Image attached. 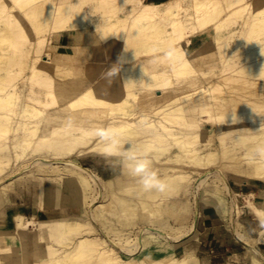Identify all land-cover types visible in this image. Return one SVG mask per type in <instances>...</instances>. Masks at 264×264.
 I'll return each instance as SVG.
<instances>
[{
  "label": "bare ground",
  "instance_id": "obj_1",
  "mask_svg": "<svg viewBox=\"0 0 264 264\" xmlns=\"http://www.w3.org/2000/svg\"><path fill=\"white\" fill-rule=\"evenodd\" d=\"M63 33L77 53L54 60L51 39ZM195 38L202 44L189 51ZM169 47L174 62L152 51ZM121 56L110 82L103 73ZM262 68L264 0H0V206L16 209L10 202L22 195L58 214L0 211V264H199L157 243H182L193 224L134 229L139 207L154 222L157 201L193 180L195 198L216 181L222 214L227 202L234 215L244 206L264 217L255 191H233L225 175L264 181V160L249 159L264 142ZM96 127L123 130L122 149L150 159L168 190L144 192L119 157L102 154ZM88 157L112 178L83 165ZM22 178L30 180L23 192L12 183ZM232 226L251 264H264V229L249 239Z\"/></svg>",
  "mask_w": 264,
  "mask_h": 264
},
{
  "label": "rangeland",
  "instance_id": "obj_2",
  "mask_svg": "<svg viewBox=\"0 0 264 264\" xmlns=\"http://www.w3.org/2000/svg\"><path fill=\"white\" fill-rule=\"evenodd\" d=\"M28 39L23 40V44L27 45ZM232 44V42H230ZM51 44L53 45L49 51L51 52L52 56L54 57V60H57L59 55L65 54V53H71L75 54L77 53L76 48H73L75 44L71 43L70 45L62 46L58 45L56 41L51 39ZM202 44V40L200 38H195L193 40V44L188 47L189 51H192L194 48L199 47ZM231 44L228 45V48L231 47ZM146 47V44L142 46V49ZM218 48L214 47V51L218 52ZM148 53H143V56H147ZM217 56V53L215 54ZM19 67L18 65H15L14 68L17 69ZM219 69V68H218ZM9 134V133H7ZM83 165L89 167L93 171L97 172L100 174L103 178L108 179L112 178V176L106 175V165L103 163H97L93 157H88L85 161L82 162ZM154 165H152L153 167ZM50 175V176H49ZM47 177L48 178H53L57 180L58 178V173H50ZM227 181L229 185L232 187L233 190H237L238 183H242V179L237 177L236 175L232 174L231 172H225ZM30 180L28 178H22V179H16L13 180L12 183L13 185L18 189L23 192L24 190V183H28ZM216 181L211 178L208 181L204 182L202 186L198 190V196L197 198L194 197L195 193V185L196 181H191L190 183L187 184L185 188H179L178 191H174L170 193V195L162 197L157 201L158 207L160 208L156 214L155 218H153L155 221L151 222L149 221L143 212V209L139 207V210L137 212V218L136 221H138L137 226L134 228L140 229L143 226H155L159 228H163L166 230H173L176 229L177 227H182L183 229L188 228L191 224L194 225L195 231L193 233H190L187 237H185L181 242H186L187 240L191 239L194 237V234L196 232L197 228V236L194 239H191L187 241L184 245L188 247L191 250L196 249L197 245L200 243L201 240V229L198 226L197 219H198V210L206 204H214L213 201L218 200L220 197H218V194L215 193L212 188L213 186H216ZM219 187V185L217 186ZM255 193H256V202L259 206L264 208V182L261 181L260 187L259 188H254ZM152 204H156V201L151 202ZM227 203V202H226ZM10 204H13L16 206V209H8L6 207V203L2 204L0 206V211L2 213H7V216L13 217L16 213H23L26 216L30 217L33 216L34 214L36 215L37 219H47L51 218L54 216H58V214H51L48 211H42V210H36L35 207V201H30L27 202L24 200L22 195H18L16 198H14ZM180 204L185 206V210L182 212V215L176 212L175 210H172L176 208V206ZM227 214H221L222 219L226 223V226L230 231H232V234L235 236L237 239V243H234V240L226 239L225 245L224 246H233L237 248V253L235 258L229 260L228 264H235V263H240L242 260H249L252 256V250L249 247L248 244L244 243V240L240 239L239 236L235 233L233 229V222L236 223V226L238 229L246 235L247 238L249 239H256L259 237V232H260V227L258 224V219L256 216L246 207H242L241 210L234 215L233 210L231 209V204L227 203ZM228 218V219H227ZM234 218V219H233ZM152 219V220H153ZM1 222V221H0ZM230 222V223H229ZM231 224V225H230ZM157 243L162 244V245H169V244H174L173 241L171 240H165L157 237ZM227 253V251H226ZM200 254H202L200 252Z\"/></svg>",
  "mask_w": 264,
  "mask_h": 264
},
{
  "label": "clouds",
  "instance_id": "obj_3",
  "mask_svg": "<svg viewBox=\"0 0 264 264\" xmlns=\"http://www.w3.org/2000/svg\"><path fill=\"white\" fill-rule=\"evenodd\" d=\"M154 53L162 52L163 57L169 62H174L177 58V52L175 48L167 49H152ZM124 63L123 56L118 57L117 62L113 64L108 70L103 73L104 78L111 81L116 80L120 76L122 66ZM261 73H264V68L261 69ZM260 73V74H261ZM232 120L237 122V117L234 114ZM73 121L69 118L66 122V126L71 128ZM264 131V124L261 125L259 132ZM91 135L97 139L101 145L102 154L106 157H119L120 163L123 169L137 178L138 184L141 186L144 192L155 191L158 193H165L169 185L167 181L162 178L156 170L152 168V161L146 156L137 155L131 147L128 149H122V138L124 131L114 127H96L91 131ZM249 159L264 160V142H258L254 145L249 155ZM260 229H264V217L258 219ZM257 255L260 253L257 251Z\"/></svg>",
  "mask_w": 264,
  "mask_h": 264
},
{
  "label": "crops",
  "instance_id": "obj_4",
  "mask_svg": "<svg viewBox=\"0 0 264 264\" xmlns=\"http://www.w3.org/2000/svg\"><path fill=\"white\" fill-rule=\"evenodd\" d=\"M54 40L58 45L66 46L73 43L74 36L70 33H63L55 37ZM261 181L262 180L259 179H248L246 181H242V183H238V188L236 191L233 189L232 190L235 192L247 193L253 191L254 188H259ZM227 208V203L225 202L226 211ZM221 214L222 213L219 211L215 204L203 205L198 210L197 219L198 226L202 230L200 243L194 250H191L184 245L187 241L196 238V228L194 237H192L191 239L177 245H174L173 243L170 244L172 253L175 256L179 257L185 255L187 251H190L197 257L199 264H228V261L235 258L238 253L236 247L230 245L224 246L226 239H232L234 240V243H237V239L236 235L234 236L232 234V231L227 228L226 223L222 219L223 217ZM244 236L246 237V235ZM257 248L260 253L264 256V240H261L257 243ZM200 252L202 254H200ZM235 264H251V258L249 260L244 259L240 263Z\"/></svg>",
  "mask_w": 264,
  "mask_h": 264
}]
</instances>
